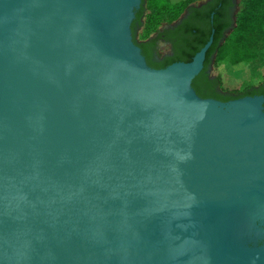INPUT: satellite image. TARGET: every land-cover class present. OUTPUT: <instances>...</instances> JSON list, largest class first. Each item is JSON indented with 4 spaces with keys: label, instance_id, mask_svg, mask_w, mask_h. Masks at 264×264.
I'll return each mask as SVG.
<instances>
[{
    "label": "water",
    "instance_id": "obj_1",
    "mask_svg": "<svg viewBox=\"0 0 264 264\" xmlns=\"http://www.w3.org/2000/svg\"><path fill=\"white\" fill-rule=\"evenodd\" d=\"M141 5L0 0V264H264V96L151 67Z\"/></svg>",
    "mask_w": 264,
    "mask_h": 264
},
{
    "label": "trees",
    "instance_id": "obj_2",
    "mask_svg": "<svg viewBox=\"0 0 264 264\" xmlns=\"http://www.w3.org/2000/svg\"><path fill=\"white\" fill-rule=\"evenodd\" d=\"M197 0H142L141 10L137 18L142 24V18L149 9L151 14L148 19V27L156 31L162 23H173L181 18L188 7L196 3ZM223 3H226L222 0ZM213 17L211 29L216 28L214 42L209 49L206 59V66L214 63L227 62L235 69L243 68L246 64L256 61L264 49V0H243L240 3V10L236 15V24L231 33L223 40L222 34L218 31L219 13L223 8L218 7ZM215 11V9L213 10ZM136 32V31H135ZM157 32V31H156ZM210 30V36H211ZM193 34V32H192ZM203 39V38H202ZM208 37L197 46L180 48L177 56L169 58L161 63H155L153 68L164 69L176 62H191L193 57L206 45ZM143 53L148 58L146 41L141 43ZM214 57V58H213ZM201 72L193 81V87L200 95L199 84L203 76ZM250 91V92H249ZM249 94H258L264 96V84L259 87L249 88L244 93H239L234 97L221 98L224 102L249 96ZM201 96V95H200ZM202 97V96H201ZM204 98V97H203Z\"/></svg>",
    "mask_w": 264,
    "mask_h": 264
},
{
    "label": "flooded vegetation",
    "instance_id": "obj_3",
    "mask_svg": "<svg viewBox=\"0 0 264 264\" xmlns=\"http://www.w3.org/2000/svg\"><path fill=\"white\" fill-rule=\"evenodd\" d=\"M223 1H225L226 3H223L222 0H204L198 3H194L187 8L185 13L179 20L171 24L163 25L149 40L146 41L148 52V58L146 59L148 64L151 67H154L153 65L155 63H161L169 58H173L177 56L178 50L180 48H184V46L189 47L191 45L197 46L204 39V37H208V35L209 41L211 40V38H213L214 42V36L217 29H211V25L213 24V17L216 14V10L219 9L218 7L222 8V6L223 8L220 10V12H218L219 22L217 28L218 31L222 34L221 40H224L235 27L239 4L237 0ZM214 9L215 11H213ZM140 10L141 8L136 11L131 28L135 42L142 49V42L136 39V32L138 27L140 26V21L137 18V14ZM210 30L212 32L211 36ZM206 59L204 62V68L202 70L203 76L201 77L199 84L200 95L204 98H211L220 101L223 100L219 97L226 98L236 96L221 90L218 78L212 75V63L206 66ZM249 96L262 95L249 94Z\"/></svg>",
    "mask_w": 264,
    "mask_h": 264
},
{
    "label": "rangeland",
    "instance_id": "obj_4",
    "mask_svg": "<svg viewBox=\"0 0 264 264\" xmlns=\"http://www.w3.org/2000/svg\"><path fill=\"white\" fill-rule=\"evenodd\" d=\"M204 0H197L196 3ZM238 4L243 0H237ZM240 10L238 6V11ZM151 11L148 9L142 18V24L138 27L136 32V39L140 42L149 40L163 25L169 24L167 22L157 27V30L152 31L148 27V19ZM214 58V57H213ZM212 75L217 77L222 91L237 95L244 93L249 88L259 87L264 84V49L260 57L243 68L235 69L227 62L214 63L212 62Z\"/></svg>",
    "mask_w": 264,
    "mask_h": 264
},
{
    "label": "bare ground",
    "instance_id": "obj_5",
    "mask_svg": "<svg viewBox=\"0 0 264 264\" xmlns=\"http://www.w3.org/2000/svg\"><path fill=\"white\" fill-rule=\"evenodd\" d=\"M259 204V203H258Z\"/></svg>",
    "mask_w": 264,
    "mask_h": 264
}]
</instances>
